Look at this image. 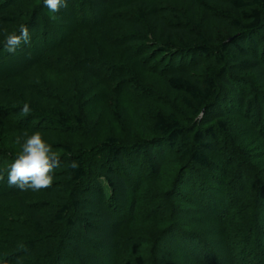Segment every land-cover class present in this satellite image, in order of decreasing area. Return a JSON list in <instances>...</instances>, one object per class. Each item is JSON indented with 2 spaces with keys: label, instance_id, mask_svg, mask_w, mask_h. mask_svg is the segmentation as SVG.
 I'll return each instance as SVG.
<instances>
[{
  "label": "trees",
  "instance_id": "1",
  "mask_svg": "<svg viewBox=\"0 0 264 264\" xmlns=\"http://www.w3.org/2000/svg\"><path fill=\"white\" fill-rule=\"evenodd\" d=\"M181 1L185 9L155 0H67V7L37 24V13L48 11L39 0L24 24L29 43L9 54L5 27L16 21L5 10L8 1L0 0V122L1 132L14 137L12 147H18L14 140L21 133L82 132L87 129L82 103L89 91L104 90L97 106L105 97L115 98L116 86L136 95L121 77L142 83L149 77L140 74L147 71L180 94L192 115L186 125L174 110H154L149 128L139 116L138 96L132 114L136 138L129 144L115 133L101 140L108 162L99 176L86 172L84 148L49 135L48 144L59 154L49 187L8 186L6 167L0 165V234L14 212L19 220L17 232L6 242L0 239V264H165L157 256L163 233L178 264H264V95L248 101L238 89L248 72L264 65V42L259 64L254 57L264 35V0ZM84 4L102 12L88 16L83 6L78 14L75 6ZM216 29L224 33L220 41ZM113 60H119L116 74ZM229 62L240 67L242 79L230 77ZM24 103L27 114L20 111ZM243 126L253 136L240 138ZM135 163L141 164L136 170L125 169ZM21 194L30 199L7 207L2 202ZM43 199L50 206L47 215ZM48 220L66 226L69 234L61 226L46 239ZM145 223L154 225L143 231ZM142 240L153 249L144 250Z\"/></svg>",
  "mask_w": 264,
  "mask_h": 264
},
{
  "label": "rangeland",
  "instance_id": "2",
  "mask_svg": "<svg viewBox=\"0 0 264 264\" xmlns=\"http://www.w3.org/2000/svg\"><path fill=\"white\" fill-rule=\"evenodd\" d=\"M4 3H7L8 1V5L6 7V11L10 12V14H13L14 19H15V23L14 24H10L7 25L5 27L6 32L4 33V37L6 35H8L9 33L16 31L18 25L20 24H25V22L28 20V18H32V14H34L33 12L36 11V6H40V2L39 0H1ZM157 1V3H159L160 5H175V6H180V7H184V9L186 8V4L184 1L181 0H155ZM84 3H86L84 1ZM76 5V4H75ZM83 6L84 7H88V9L86 10L85 15L88 16H93L94 14L98 13V12H102L101 8H98L96 6H92L93 8L90 7L89 4H84L82 6H75V8L77 9L76 11L78 12V14L82 13L83 14ZM127 6V4L125 5V7ZM122 6H120L119 8H117L118 10L121 8ZM117 9H113L114 11H116ZM117 10V11H118ZM46 13V14H45ZM39 16V18L37 17V24H41L42 22L40 20H44V19H49L48 15L49 12L46 10H41L37 13ZM32 15V16H31ZM36 19V17H35ZM77 19V18H76ZM144 32H146L145 34L147 35V37L149 38L151 35L147 34L149 33V29H147V26H143ZM215 39H217L218 41H220L223 37H224V33L221 30L216 29L215 30ZM264 42V35H261V40L259 41V43L255 46L256 49H258L256 56H254L255 58H257L256 62L258 63V61L261 59L260 58V49L262 47V44ZM215 49H217V44L214 46ZM119 50V48H117V51ZM121 50V49H120ZM119 50V52L121 53V51ZM264 51V48L262 49ZM146 53V52H145ZM117 55L118 59H122L121 56H119L117 53L114 54V56ZM264 57V54L262 55ZM159 60V58H158ZM119 60H113L114 62V68L112 71L115 72V74L119 71V68L116 67V63ZM155 61V60H154ZM256 63V64H257ZM151 67H154L155 62H150ZM259 64V63H258ZM228 68H229V72L231 73L230 77L232 79H236L239 78L241 76V74L239 73V71L241 70L240 67H237L235 63L233 62H229L228 63ZM253 66V65H251ZM264 66V65H263ZM262 66V67H263ZM260 66V70H252L250 72H248L247 76L245 77L246 83L243 84V86L241 84H239L238 89H241L243 91L244 94H246V97L249 100L252 99V97H254L256 94H258L259 92H262L264 95V76H260V71L264 68H262ZM127 69H129V67L127 66ZM131 69V68H130ZM256 71V72H253ZM114 74V75H115ZM149 77V79H146V82H142V83H137L135 78H124L123 76L121 77V80L125 79L122 83H127V85H133L135 90L138 92V94H133L131 95L129 92H124L123 90L121 91V87L116 86L117 89H115L113 91L115 98H113L111 101H107L106 97L104 98L103 102L97 104V100L102 99L104 96L102 94H104V90L101 88H96L94 90L89 91V97L90 98H86V100H84V102L82 103L83 106V115H85V124L87 126V129H83V131H77L74 133H67V134H60L58 132H39L41 134V138L48 143V137L52 136L55 139H61L64 141L69 142L70 144H73L72 146L75 148H84V152H83V157L85 159V165H86V172L88 174H92L94 176H99L100 175V171H101V167H103V165L105 163L108 162L107 160V151L106 148H104L101 144V140L108 135H116L119 137L120 140L123 141H128L127 143H132L134 141L135 137V130H136V120L132 119H136L133 118L134 111H133V104L136 101V98L138 101L143 102L142 105L143 107L140 108L141 114L139 116H143V122L145 123L146 126H148L150 128V125L152 123V114L154 112V110H158V109H164V110H174L176 112V114L178 115V117L180 118L181 122L188 125L189 122L192 119V115L190 113V111L185 108L182 105L181 102V98H180V94L178 93H174L172 91H170L169 89L166 88L165 85H163V83L161 82V78H159L156 74L148 72L146 74L142 73L140 74V77ZM242 79V78H239ZM53 80V79H52ZM136 81V82H135ZM90 83H95V81L92 79L90 81ZM142 88V89H141ZM88 89H91V87H89ZM101 90V92H100ZM125 90V89H124ZM226 91V92H225ZM121 92V93H119ZM119 93V94H118ZM223 93L228 94L227 93V89H223ZM143 97L147 98L143 99ZM228 99H230V96L228 97ZM228 101V100H227ZM226 101V102H227ZM245 109V107L243 108ZM243 111V110H242ZM236 120V118H233V121ZM237 121V120H236ZM236 123V122H235ZM3 129V123L0 122V138H2V145H0V161L2 162L0 165L2 168L3 165L6 167V171H7V167L8 165L11 164V162L13 161V159L16 156H13L10 154V151H14L16 152L15 154H18L20 151V146L15 143L16 139L14 140V145L17 147H12L11 146V139L13 140V136L11 133L8 132H1V130ZM240 131L241 134L239 135L240 138H246V135H252V132L250 130V128H248V126H243L241 128ZM257 131V130H255ZM4 134L2 136V134ZM28 133V132H27ZM116 133V134H115ZM32 133L28 134L31 135ZM49 135V136H48ZM18 137V136H16ZM83 146V147H82ZM134 146H130L128 147V151ZM244 150V149H243ZM56 152V151H55ZM251 153H253V151H250ZM57 153V152H56ZM57 155L59 156V154L57 153ZM250 157L249 154L246 153L245 158ZM128 158H130V156H128ZM251 159V158H249ZM141 165V164H140ZM139 164L135 163L133 167L132 165H130L129 168H125V169H130L131 171L136 170L138 167H140ZM138 166V167H136ZM209 172L211 173V171L209 170ZM188 174V173H187ZM213 176L215 175L214 172L211 173ZM189 175V174H188ZM186 175V176H188ZM206 175H208V172H206ZM193 177V176H190ZM195 179V178H194ZM87 180V178H86ZM191 181V179L189 180ZM198 184V183H197ZM187 189V188H186ZM22 196H20L19 198H17L14 202H12L11 199H5L2 202H4V204L7 206H15L14 204L22 201V200H29L30 197L29 196H24V194H21ZM8 202L11 203V205H8ZM19 204V203H18ZM42 207H43V212L47 215L51 210H50V206L49 203L47 201H45V199H43L41 201ZM14 214L16 215V212H14ZM13 214V216H11V221L7 222V223H2L1 225V229H8L5 233L0 234V239L3 240V242L5 241L6 238L10 239L11 235L13 233L17 232V227H16V222H19L18 219L15 218V215ZM184 215L188 214H183V216H181L182 218L184 217V221H182L183 223H187L188 225L190 224L189 221L187 220V218H185ZM8 216V214H6L5 218ZM69 216L71 217H76V215H74L72 212H70ZM190 216V215H189ZM9 218V216H8ZM7 218V219H8ZM46 223V227H45V236L46 239L50 238V234H53V232H56L57 230L61 229V226L64 227V229H62V231L66 230V226H63V224H54L52 225L51 222L45 221ZM154 224H141L140 228L143 229V231H146V227H148L150 229L151 226H153ZM139 231V230H137ZM142 231V230H141ZM67 232V230H66ZM75 232L71 230L70 234L71 236H69L70 238L73 236L72 234ZM136 233V230L132 229L131 230V234ZM67 234H69L67 232ZM137 235H141V233H137ZM161 238H162V242H161V249L160 252L157 254L158 259L160 261L166 260L165 264H178L176 257H174L176 255V253L173 251V246L170 248V244H168V235L166 234H161ZM129 236V235H127ZM126 236V237H127ZM149 236V235H148ZM144 241V240H142ZM6 242V241H5ZM145 242V241H144ZM151 242H145V248L144 250H151L152 245H150ZM137 247V245L135 246ZM137 255V254H136ZM140 255H142V253H140ZM174 255V256H173ZM132 256V255H130ZM139 256V255H137ZM73 255H69L68 260H73ZM56 263V262H55ZM69 263V261H68ZM61 264H65L64 262Z\"/></svg>",
  "mask_w": 264,
  "mask_h": 264
},
{
  "label": "clouds",
  "instance_id": "3",
  "mask_svg": "<svg viewBox=\"0 0 264 264\" xmlns=\"http://www.w3.org/2000/svg\"><path fill=\"white\" fill-rule=\"evenodd\" d=\"M42 3L49 13L53 14L67 7V0H42ZM50 18L56 19L54 15ZM29 40L28 28L20 24L16 31L5 36L4 51L9 54L14 53L22 42L27 45ZM20 111L25 114L30 112L28 103H24ZM21 137L15 141L20 146V151L7 167V185L15 186L21 191L25 189L35 191L49 187L54 178V169L59 166L57 153L41 138L38 131L32 132L31 135L21 133ZM69 166L77 167L75 162H71ZM0 179L3 177L0 176Z\"/></svg>",
  "mask_w": 264,
  "mask_h": 264
}]
</instances>
